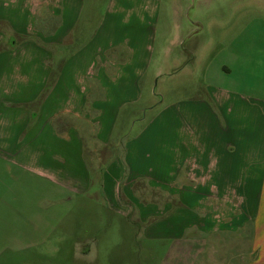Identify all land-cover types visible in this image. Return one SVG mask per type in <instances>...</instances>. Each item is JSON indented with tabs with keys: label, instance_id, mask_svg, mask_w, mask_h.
Wrapping results in <instances>:
<instances>
[{
	"label": "rangeland",
	"instance_id": "374dc122",
	"mask_svg": "<svg viewBox=\"0 0 264 264\" xmlns=\"http://www.w3.org/2000/svg\"><path fill=\"white\" fill-rule=\"evenodd\" d=\"M1 12L21 135L0 154V264H188L179 236L203 190L173 179L167 139L195 137L209 86L246 92L230 53L241 26L264 28V0H0ZM98 75L109 120L84 91Z\"/></svg>",
	"mask_w": 264,
	"mask_h": 264
},
{
	"label": "crops",
	"instance_id": "0c3cea01",
	"mask_svg": "<svg viewBox=\"0 0 264 264\" xmlns=\"http://www.w3.org/2000/svg\"><path fill=\"white\" fill-rule=\"evenodd\" d=\"M137 5L144 15L146 7ZM4 20L10 23L7 15L1 12L0 21ZM69 26L70 29L71 22ZM263 31V26L257 29L248 24L241 26L236 34L240 37L230 53V63L237 71L233 80L244 84L246 92L209 86L211 103L201 102V110L199 107L190 126L195 137L188 138V132L175 135L176 127L175 140L167 139L173 155V179L178 177L184 185L203 190L197 202L202 211L190 219L189 227L186 226L193 231L179 236L188 242L186 249L191 257L188 264H264V34H260ZM12 72H0V82L4 80L10 88L0 93V154L12 152L14 139L21 135L14 136L12 99L8 104V96L14 95ZM64 74L73 75L61 73L59 77ZM210 74L214 80L221 76L216 70ZM59 77L54 86L61 81ZM91 78L99 81L98 87L85 83L88 86L85 94L93 106H99L95 109L106 116L110 111L103 108L106 104L104 78L99 75ZM74 80L70 81L71 88L65 83L66 91L74 88ZM128 85V82L123 83L120 89ZM4 136L5 145H2ZM195 144L203 146L194 153ZM174 145L182 146L183 153L177 154L179 149ZM178 161L182 162L178 164ZM182 228L183 224L179 229Z\"/></svg>",
	"mask_w": 264,
	"mask_h": 264
},
{
	"label": "trees",
	"instance_id": "16d2710c",
	"mask_svg": "<svg viewBox=\"0 0 264 264\" xmlns=\"http://www.w3.org/2000/svg\"><path fill=\"white\" fill-rule=\"evenodd\" d=\"M45 34H49L48 32H46Z\"/></svg>",
	"mask_w": 264,
	"mask_h": 264
}]
</instances>
